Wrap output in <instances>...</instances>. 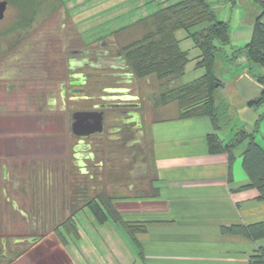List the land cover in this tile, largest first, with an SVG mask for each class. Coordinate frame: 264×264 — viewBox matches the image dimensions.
Listing matches in <instances>:
<instances>
[{
    "label": "rangeland",
    "instance_id": "1",
    "mask_svg": "<svg viewBox=\"0 0 264 264\" xmlns=\"http://www.w3.org/2000/svg\"><path fill=\"white\" fill-rule=\"evenodd\" d=\"M84 1V3L87 4L84 6L87 8L79 7V4H73L75 7L79 5L76 10H73L75 7L71 9L67 5H60V3L57 5L52 0H6V11L3 20L0 21V83H4L6 86H19L20 83H22V80L28 79L33 80L36 83L35 85H37L38 81L45 80L48 75L54 79H59V75L68 76V74H70L69 63L71 61H75V64H78V62L81 61L84 66L89 62H93L94 65H97L93 70L90 69L91 67L82 70L83 75L94 78V81L92 80V82H88L85 86L88 92L86 95L89 96V99L75 103L74 108L81 110L89 109L93 104H97L99 102V96L102 95L101 89L103 85L97 84L96 77H101V74H111L110 71H105L104 69L119 72L118 69L121 67L122 63L120 59L107 58L105 56V51L109 50L111 52L114 47L108 49L106 45L104 48H99L100 41L92 43L90 47L84 45L85 42H93V40L99 38L102 33H107L105 28H94L96 24H99V21L95 20L97 15L93 14L95 12L94 7L97 6L96 3L100 0ZM162 1L163 2L158 1L159 3L157 2L147 10L156 11L164 6L174 4L178 0ZM208 1L216 2L213 0ZM225 1L226 0H221L220 2L223 3ZM227 1L229 4L226 3V6L219 11V19H225V15L228 14L227 20H230L232 45L240 47L250 38L251 18L249 14L252 12L258 13L260 12V9L253 0H234L236 5H232L229 0ZM129 8L134 10L135 13L131 12L128 13V15L125 13L120 19H116L115 22L111 21L110 25L114 27L123 22L124 24H127L130 21H133L131 18L127 19V16H134L137 18V15L144 14V12L138 10L140 7L134 8L131 6ZM67 13L70 17L75 15L72 19L73 24L70 20H67L69 18ZM118 13H122V11ZM90 22L92 23L86 26V24ZM128 37L132 38L127 41ZM128 37L124 42L121 41L123 38L116 37L120 45L113 44V46L115 45V47L122 49L142 38L141 36L133 35V33ZM176 38L179 40L180 49L187 51L189 59V62L185 66L184 75L174 83L175 85H181L200 77L201 74H203V71L195 66L199 50L195 48L193 42L188 38L187 33L184 30H178L176 32ZM27 47L32 50L24 51ZM76 50L84 51L85 53L83 55L69 54V52ZM96 51H99L102 56L100 55L99 58L98 56L93 58L92 56L97 55L95 54ZM10 60V66L14 67V75L7 79L1 78L4 70L3 65L8 61L10 62ZM15 68L17 71L16 74ZM255 70L259 71L257 68H255ZM218 74L224 82V87L217 90L216 102L223 103L225 107H227L228 115L231 119H234L233 122L236 123L237 128L251 130L258 119V115L264 111V108L253 110L249 109L246 105L247 101L257 97L260 93V87L254 82L253 78L247 74V64L244 59L243 61L241 59L237 64L231 66L226 64V62H223L219 66ZM15 75L18 77L16 81ZM130 78H132V84L130 86H124L131 87L132 94L140 95L145 99L143 109L147 115L142 120V149L147 163V176L144 179L131 181L126 172L128 170V162L132 159V153L114 148L111 143L106 141L103 135L97 138L100 141V146L105 147V168L108 169L110 167L112 169L113 167L115 171H117L114 182L106 177L103 185L106 188L105 191L109 192L111 196H114L116 201L113 202L115 204V206L112 207L114 212L111 213L118 214L121 221L129 219L130 221H137L138 219H143L149 210L161 208V205H157L154 201L149 202L147 200L149 198L148 196L153 195L154 187L151 185L153 173H151L152 171L150 169L152 148L150 142L146 139L145 134L148 123L144 120L145 118H149L151 121V117L155 111L162 112L165 110L163 108L161 109L160 103L158 102V106L154 107L153 105L154 100L155 102L156 100L158 101L157 97L162 92L160 89L162 81H158L155 75H149L144 78L132 76ZM17 90L18 89H14V92H17ZM9 91L11 92L12 90L7 88L4 92L9 93ZM69 104L70 103L66 104L67 107ZM167 109H175V104H169L166 108L165 115L169 116L171 112ZM48 115H51L53 119L56 120V123L60 124V127H58V130L47 129V131L45 130L44 132L39 131L35 133L36 142L42 141L38 144L39 148L41 150L46 148V153L40 152L35 156L36 195L34 199L35 207L38 208V211L36 210L35 212H32L31 205L29 204L30 208L26 210V212H30L31 215L34 213L37 222H39V224L40 221L44 223L47 229L44 232L45 234L41 235L43 237V242H41L37 248L44 243V240L49 243V248H45L42 251L34 249L32 252L24 254V256L15 260L14 264H51L52 262L55 264L59 259L55 256L58 251L65 252V257H63L62 260L59 259L60 261H63L62 263L64 264L128 263L126 259L122 261L113 258L112 252L114 247L111 243L113 242L112 239L115 235L112 233L111 226L100 224L87 210H84L77 215V230L81 233L82 238L81 236L80 238H73L72 236L68 237L66 248L54 239L52 231L57 223L68 217V209L71 205L70 198L72 186L70 188L66 186L65 189V186L61 184V176L59 175H64V173H66V175L71 177V157L70 153L67 151H69L72 138L70 137L69 132L65 129V127H67L66 114L53 111L51 114H35L32 116L35 118L38 117L37 119H39ZM15 116L16 115L8 114L7 112L0 113V122H8V119L11 121ZM259 134L257 135L258 141L263 144L264 120L260 123ZM13 135H15V133ZM2 136L3 135L0 133V138ZM6 138L7 140H12L10 136ZM60 150L61 152L59 153ZM48 164L50 166L52 178L54 177V180L60 184L59 186L53 184L51 196L49 198L45 190L46 187L41 186L39 180L40 165L48 170ZM62 164L65 165L64 173L59 168ZM82 179L83 178L79 177V183L82 181L81 184L83 185V182H86L87 186L84 187L87 188L84 190L85 197L79 196L74 201V205L76 206H81L84 202L83 200L92 198L97 192L95 191L97 186L96 181L91 182ZM41 188L43 189V194L41 193L42 195L38 194V191H41ZM60 191L62 193H60ZM25 193L27 192H22L17 197L14 195L13 198H19L20 200L26 201L28 199L31 200V195H25ZM113 203H111V205ZM65 208L66 210L64 211L63 209ZM59 209L63 212L61 213ZM59 214L62 215L59 216ZM17 220L20 221V217H18ZM124 223L127 224L131 222L126 221ZM133 223H137L140 227L142 226L139 222ZM5 230L11 232L12 227H6ZM38 235L40 236L39 233ZM117 236L118 234L116 237ZM117 248L118 246L116 249ZM121 248L124 251L123 248L125 247ZM52 252H54L55 255L52 254Z\"/></svg>",
    "mask_w": 264,
    "mask_h": 264
},
{
    "label": "crops",
    "instance_id": "2",
    "mask_svg": "<svg viewBox=\"0 0 264 264\" xmlns=\"http://www.w3.org/2000/svg\"><path fill=\"white\" fill-rule=\"evenodd\" d=\"M52 1L71 9L75 7L73 4L87 8L84 0ZM158 1L163 2L98 1L94 7L96 13L93 14L97 15L95 20L99 24L94 28H105L107 33L84 45L90 47L92 43L102 40L120 45L116 37L123 38L121 41L124 42L131 33L143 37L147 31L140 21L153 15L155 11L147 9ZM213 1L218 3L221 0ZM131 6L140 7L138 10L144 14L137 15V18L127 16V19H133L127 24L110 25L111 21L115 22L125 13H135L129 8ZM120 11L122 13H118ZM74 16L68 14L67 17L72 24ZM227 17L228 14L225 19ZM131 38L128 37L127 41ZM169 104H175V109H167L171 112L167 116L165 110ZM169 104H160L161 109L165 110L155 111L152 122L149 118L144 120L148 123L146 139L152 148L151 185L155 189V196L147 200L154 201L161 208L149 210L143 219L137 221H121L122 225L111 219L103 223L104 226H111L115 235L111 243L114 247L113 258L126 259V264H249V256L257 246L264 244V239L252 242L241 237L222 236L219 232L222 226L264 223V202L257 201L254 189H241L247 183L241 166V154L245 146L233 150L234 162L228 179L226 155H209L207 152L205 137L212 131L210 121L207 118L182 120L177 103ZM153 105L158 106L157 101L154 100ZM230 132L223 131L219 136L227 141L232 136ZM260 144L264 148V143ZM126 221L131 223H124ZM133 222H139L145 231L131 236L130 226H138ZM132 238L136 245L132 243ZM121 247H125L124 251Z\"/></svg>",
    "mask_w": 264,
    "mask_h": 264
},
{
    "label": "flooded vegetation",
    "instance_id": "3",
    "mask_svg": "<svg viewBox=\"0 0 264 264\" xmlns=\"http://www.w3.org/2000/svg\"><path fill=\"white\" fill-rule=\"evenodd\" d=\"M31 50L27 47L24 51ZM95 54L101 55L99 51H96ZM10 63L11 60L3 65L4 70L1 78L7 79L14 75V67L10 66ZM69 64L70 74L68 76L59 75V79H54L48 75L45 80L38 81L37 85L33 80L28 79L22 80L19 86H6L4 83H0V113L7 112L16 115V118H12L11 121L8 119V122H0V133L3 135L0 138V264H14L15 260L34 249L42 251L49 248V243L45 240L37 248L43 242L41 235H44L47 229L44 223L40 221L39 224L37 222L34 213L31 215L26 210L30 208L29 204L32 212L38 209L35 207L34 199L36 195L35 156L40 152L46 153V148L43 150L39 148L38 144L42 141L36 142L35 133L44 132L47 129L58 130L60 124H57L51 115L39 119L32 115H45L57 111L67 116L65 129L72 138L69 151H67L71 157V177L64 173L65 165L63 164L59 168L64 175L59 176H61V184L65 186V189L66 186L68 188L72 186L71 205L68 209V217L57 223L52 231L56 242L63 245L64 248L68 244L67 238L71 236L68 233V226L74 227L73 225H75L78 228L77 215L81 213L80 209L86 203L92 201L100 205L99 196H102L109 206H115L113 203L115 201L114 196L105 191L103 182L106 177L114 182L117 171L113 167L112 169L110 167L105 168L106 151H104L105 147L100 146L98 137L103 135L114 148L132 153V159L128 162L126 172L131 181L144 179L147 176V163L142 149V120L147 115L143 109L145 99L140 95L132 94L131 87L124 86L132 84V78L127 75L128 71L125 72L127 74L122 73L123 70H119V72H113L116 75L101 74V77H96L97 84L103 85L99 102L93 104L89 109L81 110L74 108V105L89 99V96L86 95L88 92L85 86L94 79L83 75L82 70L90 67L93 69L97 65L91 62L84 66L81 61L78 64L71 61ZM16 72L15 68V74ZM17 78L15 75V81ZM7 88L12 91L4 92ZM14 89H18L17 92H14ZM67 103H70L68 107ZM78 112H93L94 114L86 123L81 124L80 118L74 117L75 113ZM101 117H103V124L99 126L98 120ZM14 133L15 135H13ZM9 136L12 140H7L6 137ZM49 164L48 170L42 165L39 167V180L41 186L46 187L48 198L51 196L53 184L60 185L54 180V177L52 178ZM79 177L83 178L82 180L96 181L95 191L97 192L92 198L83 200L81 206H76L74 201L79 196L85 197L84 190L87 188L84 187L87 186L86 182H83L82 185L80 180L81 183H79ZM42 191L41 188L38 194L42 195ZM22 192H27L25 195L30 194L32 199L26 201L13 198L14 195L17 197ZM60 193L62 192L60 191ZM111 203L113 204L111 205ZM59 210L61 213L63 212L61 209ZM63 210L65 211L66 208ZM61 215L59 214V216ZM18 217H20V221L17 220ZM9 226L12 227L11 232L5 230ZM75 232L80 234L79 230ZM72 237L74 238V234ZM52 254L55 255L54 252ZM56 254L55 256L60 260L65 257L64 251H58ZM59 259V262L56 263L64 264Z\"/></svg>",
    "mask_w": 264,
    "mask_h": 264
},
{
    "label": "trees",
    "instance_id": "4",
    "mask_svg": "<svg viewBox=\"0 0 264 264\" xmlns=\"http://www.w3.org/2000/svg\"><path fill=\"white\" fill-rule=\"evenodd\" d=\"M230 1L232 5H236ZM227 2V0L223 3L178 0L174 4L164 6L156 10L152 16L140 21L147 31L140 40L122 49L113 46L112 43H106L108 49L114 48L111 52L105 51V56L120 59L122 67L118 70H123L124 74L129 70L128 77L144 78L155 75L158 81H162L160 88L162 92L156 101L161 105L176 102L180 119L207 118L212 126V131L205 137L207 152L209 155H226L228 179L234 162L233 150L244 145L241 166L247 183L241 189H254L257 192V201L264 202V148L257 136L260 123L264 120V111L258 115L252 129L246 130L237 128L234 119L228 115L227 107L216 102L217 90L224 87V82L218 74L219 66L223 62L230 66L235 65L244 59L247 74L260 87L258 96L247 101L246 105L253 110L264 108V0H253L260 12L249 14L250 38L240 47L232 45L230 20L219 19V11ZM178 30H184L195 48L199 50L195 66L203 71L200 77L181 85L174 83L184 75L189 59L187 51L180 49L179 40L176 38ZM96 56L100 57L98 54L92 57ZM104 70L110 71L111 76L114 72L110 69ZM223 131H231L232 136L229 140L224 141L220 138L219 134ZM154 194L155 189L153 195L148 197H154ZM99 200L100 205L91 201L86 203L80 212L87 210L100 224L111 219L122 225L119 215L111 213L114 210L107 201L102 196H99ZM73 226H68L69 236L74 234V238H80V234L75 232L77 228ZM129 231L131 236H134L145 229L143 226L134 225L130 226ZM219 232L222 236L241 237L257 242L264 239V223L222 226ZM131 241L137 244L135 239L132 238ZM248 263L264 264V244L257 246L249 256Z\"/></svg>",
    "mask_w": 264,
    "mask_h": 264
},
{
    "label": "water",
    "instance_id": "5",
    "mask_svg": "<svg viewBox=\"0 0 264 264\" xmlns=\"http://www.w3.org/2000/svg\"><path fill=\"white\" fill-rule=\"evenodd\" d=\"M6 6H7V3L5 1H0V21L3 20L4 18V13L6 11ZM106 46V42L104 40L100 41L99 43V48H104ZM85 52L84 51H71L69 52V54H84ZM76 115L74 117H77L78 119L80 118V123H86L89 119L92 118L93 116V112H78V113H75ZM100 115L102 116V114L100 113ZM103 124V117H101L99 120H98V125L102 126Z\"/></svg>",
    "mask_w": 264,
    "mask_h": 264
}]
</instances>
